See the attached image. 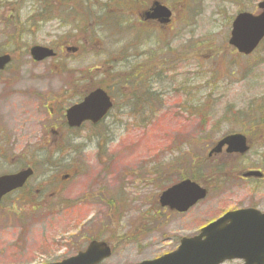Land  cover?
<instances>
[{
    "label": "rangeland",
    "instance_id": "rangeland-1",
    "mask_svg": "<svg viewBox=\"0 0 264 264\" xmlns=\"http://www.w3.org/2000/svg\"><path fill=\"white\" fill-rule=\"evenodd\" d=\"M3 1L0 45L4 47L12 39L13 47L9 48L23 59V72L31 77L46 75L38 85L24 76L14 85L15 90L26 93L16 92L14 103L26 115L30 112L33 130L34 120H43L51 112L43 108L46 102L56 112L53 97L62 86L61 76L51 72L56 69L77 72L78 76L94 72L96 80H101L110 66L121 69L117 60L142 54V87H155L161 103L153 121L141 119L135 125L121 127L122 137L109 144L113 163L108 172L94 164L93 158L99 146L107 147L97 141H79L80 154L90 162L81 160L79 174L70 163L60 168L65 169L61 172L52 171L54 181H60L61 174L73 176L49 204L41 210L31 205L13 206L10 199L0 204V264L57 262L85 249L92 239L104 240L113 248L112 256L102 264L137 263L173 251L182 237L197 234L202 226L238 206L264 208V181L247 183L237 177L253 167L264 171V119L250 120L251 105H255V115L264 109V42L246 56L229 44L235 15L259 12L260 0H159L174 11L167 27L140 25L138 12L146 0H78L77 10L84 8L85 15L81 28L73 25V12L69 17L61 12L62 18L56 14L50 20L41 16L48 0ZM60 1L67 8L73 0ZM37 44L59 50L60 60L32 63L29 48ZM67 47L78 50L74 53ZM81 93L82 88L78 95ZM196 104L203 106L192 108ZM21 127L16 126V133ZM231 133L247 137V156L239 158L223 152L208 159L210 148ZM35 134L37 137L40 132ZM37 143L33 137L17 135L0 139V172L23 167L21 163L28 156L14 159V155L31 151L37 156L39 149L45 151L52 145L49 139L40 140L41 146ZM208 167L218 172L211 173ZM152 168L157 170L155 187L135 185L147 195L159 196L182 177L196 176L200 184L209 185L207 197L187 213L179 214L159 207V203L155 207L125 196V201L121 198L123 214L117 221L119 209L110 214L101 199L103 188L121 182L118 177L124 178L123 172L129 171L141 172L137 183L149 182ZM53 191L49 189L48 193ZM131 191L135 190L129 188L127 193Z\"/></svg>",
    "mask_w": 264,
    "mask_h": 264
},
{
    "label": "flooded vegetation",
    "instance_id": "flooded-vegetation-1",
    "mask_svg": "<svg viewBox=\"0 0 264 264\" xmlns=\"http://www.w3.org/2000/svg\"><path fill=\"white\" fill-rule=\"evenodd\" d=\"M157 1L159 0H146L141 3V9L138 12V21L140 25L167 27L172 23L174 11L170 6L161 1L159 2L168 6L172 10L173 14L171 22L165 23L162 22L160 18L149 17L147 13H152V7ZM9 47H13L12 39L4 47L0 45V56H10V60L3 66H0V139L3 141L5 138L17 135L19 138H35L38 142V146H41L39 143L40 140L49 139L52 141V145L50 149L45 151H43L44 149H39L40 151L37 156H34L31 151L27 154L24 153L23 155L13 156L14 159L25 155L28 157L25 158L21 163L23 164L22 168L15 171L3 173L0 172V176L6 174H16L24 170H31L32 173L22 186L4 195L0 200V204L10 199L13 206L31 205L34 206L36 210H41L45 205L50 203V198L52 196L61 194L62 191L60 189H63L61 187H63V184L73 176V174L71 175L69 173H65L63 175L61 174L58 176L60 181H54L52 180L51 175L53 170L56 169L57 171L61 172L65 169H59L70 163L71 168L78 170L77 173L76 170H74V174H79L81 160L87 163L90 162L86 155L80 154L82 152L79 149V141H97V143L103 147H107L106 149H99V147H101L99 146L97 148L98 150L95 151L93 158H95L94 164L102 165L103 169H105V172H108L107 168L111 167L113 163L111 160L113 157L112 152L108 149L109 144L122 137L124 129L122 131L121 127L135 125L141 119L142 122H146L150 119L153 121L156 117L157 110L161 102L159 103V92L155 87H142V72L143 66H145V64L142 63V54L125 56V58L121 59L122 61L117 60L118 67H121V69H116L117 65L114 68L110 66L109 70H105L104 73H102L103 79L101 80H96L97 74L94 72L87 75L78 76L76 75L77 72H70V74L69 70L67 69H56L51 72L57 73L61 76L59 81L62 84L58 95L53 97V102L56 105V112L53 110V108L49 107L48 103L46 102L43 108H47L48 110H51V112L49 111L43 120L40 119L38 122L34 120L36 129L33 130L31 127L32 121L29 122L30 112L28 111L26 115V113L22 111L20 107H15L14 103L13 96H15L16 92L22 94L26 93L15 90L16 87H14V85L19 82L16 81L20 80L21 76L26 77L30 82L37 81L36 85H38L45 80L46 75L31 77L30 74L24 73V70L22 69L23 59H21L18 54H15L14 50ZM54 50L57 53L54 58L60 60V56L62 54L59 50L55 48ZM30 58L32 63L35 65L39 63L41 64L47 60L36 61L31 57V55ZM54 58H51L50 60ZM134 61H139V63L136 62V64H134ZM124 62L125 64H121ZM80 74H84V71H80ZM31 78L38 80H31ZM80 78L82 79L80 80ZM80 88H82V93L79 96L78 93ZM38 89L40 90V88ZM97 89L103 90L111 101V107L108 109L106 114L96 121L84 120L80 125H70L67 118V112L69 108L82 102L90 93ZM68 100L72 102L67 103ZM63 103H65V106H63ZM4 126L5 130L3 129ZM16 126H22L17 133L15 131ZM35 131L40 132L39 136H37L39 140L36 137ZM19 132L21 135L18 134ZM65 140L71 144H65ZM42 148H45V146ZM223 152L227 153L225 150ZM223 152L219 154H222ZM237 157L239 156L237 155ZM244 157H246V155ZM93 158L91 156L92 162ZM249 169L261 170L260 168L254 167ZM49 172L51 173L47 174ZM129 172V174H127V172H123L126 178L118 177L121 182H116L114 186L108 185V187L103 188L106 190V195L103 190L102 195L104 198L101 199L109 208L110 214L112 210L117 208L119 209L118 212L120 217L117 219V221L122 217L123 214V204H121V198H123L125 201V196L126 199L128 196H131V198L134 200L144 201L145 204L155 207L156 204L159 203L158 194L147 195L146 191L142 192L140 188L135 186H144V189H148L149 185L152 188L155 187L157 184V170L152 168L149 172L151 175L150 181H145L141 184L137 183L138 179L141 177V172ZM237 177L239 180L246 181L247 183H250L254 180L264 181V178H244L240 175V173ZM121 178L124 180V182ZM204 186L207 188V190H209V185L206 184ZM107 188L110 189L112 193L111 196L109 195V190ZM129 188L135 190L131 191L132 193L130 195L127 193ZM49 189H54V191L48 193ZM219 192H221V195L222 189H220ZM245 207H253L264 212V208L257 206H238L234 209H241ZM110 217L113 219L115 214L111 215Z\"/></svg>",
    "mask_w": 264,
    "mask_h": 264
},
{
    "label": "water",
    "instance_id": "water-1",
    "mask_svg": "<svg viewBox=\"0 0 264 264\" xmlns=\"http://www.w3.org/2000/svg\"><path fill=\"white\" fill-rule=\"evenodd\" d=\"M258 14L240 12L232 23L229 44L240 53L250 54L264 38V0L258 4ZM150 18H160L168 23L172 11L165 5L155 2ZM73 51L76 48H69ZM36 61L54 57L53 48L34 45L30 48ZM10 60V56L0 57V66ZM107 94L97 89L82 102L73 105L67 112L69 124L80 125L84 120L96 121L110 108ZM243 154L249 150L246 137L241 133L225 136L209 152V156L221 153ZM31 170L17 174L0 176V199L11 190L22 186L31 175ZM244 176H258L260 171H249ZM207 190L191 179H185L164 190L160 196L162 207L185 212L198 201L204 199ZM112 255L106 241L92 240L84 251L50 264H100ZM232 259H243L245 264H264V214L255 209H244L227 213L225 216L204 227L198 235L183 237L178 248L158 258L144 260L135 264H221Z\"/></svg>",
    "mask_w": 264,
    "mask_h": 264
},
{
    "label": "trees",
    "instance_id": "trees-1",
    "mask_svg": "<svg viewBox=\"0 0 264 264\" xmlns=\"http://www.w3.org/2000/svg\"><path fill=\"white\" fill-rule=\"evenodd\" d=\"M77 3H78V0H73L67 5L68 7L65 8V6H62V2L60 0H48L45 2L44 8L42 9L40 15L41 16L46 15L47 20H50L56 14H59V17L62 18L61 12L63 13L65 11V17H69L70 14H72V12H73V25H76V27L81 28L82 23H84V21H85V15L82 14V13H84V8L82 9L81 12L78 11L77 10ZM80 3H82V2L79 1V6H81ZM0 4H5V2L3 0H0ZM55 6H58V8ZM44 20H45V18H44ZM177 89L180 90L178 87H177ZM189 100H191V99L189 98ZM186 102L188 104L190 101H188V99H187ZM207 102H210V101L207 100ZM191 106H192V108H198V107L200 108L203 105L202 104H196V106H193V105H191ZM254 107H255V105H251V113L253 115H250V120H253V117L254 118L258 117V121L262 118L264 119V109L263 108L259 109L261 111V114L259 112H256L258 115H255V112L253 109ZM208 168L212 169L211 167H208ZM216 172H218V170L212 169V171H211V173H216ZM192 177L194 180L198 181V178L196 176H192Z\"/></svg>",
    "mask_w": 264,
    "mask_h": 264
}]
</instances>
